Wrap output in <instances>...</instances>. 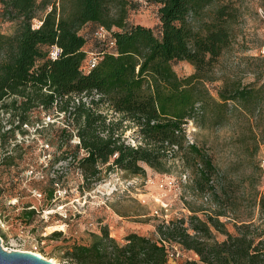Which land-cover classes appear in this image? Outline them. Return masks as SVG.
Returning a JSON list of instances; mask_svg holds the SVG:
<instances>
[{"label":"trees","instance_id":"1","mask_svg":"<svg viewBox=\"0 0 264 264\" xmlns=\"http://www.w3.org/2000/svg\"><path fill=\"white\" fill-rule=\"evenodd\" d=\"M147 1L159 4L157 32L128 22L129 0H0L1 18L14 22L11 33L0 32L1 107L18 116V127L34 109L63 114L74 129L60 130L77 139L69 161L87 185L100 178L103 165L133 175L145 172L142 163L165 171L170 151L183 145L188 120L222 123L229 100L255 94L253 88L238 86L219 90L215 98L205 86L213 62L231 42L233 8L220 6L214 17L203 19L215 0ZM197 18L200 25L195 26ZM88 23L96 25L95 38L108 40L106 47L84 49L86 36L80 30ZM54 47L58 50L51 57ZM91 52L97 60L85 68ZM176 60L190 62L194 71L179 76L172 66ZM101 102L111 113L100 108ZM129 128L138 144L126 142ZM185 147L199 157V189L209 187L221 205L210 157L192 142ZM54 191L49 188L48 199ZM259 204L264 212V192ZM26 213L32 216L34 210ZM221 214L163 219L155 227L157 238L133 231L118 241L102 226L91 244H73L62 257L70 264H171L173 242L197 255L177 264H264V218L257 223L250 216L230 232ZM213 230L225 237L217 240Z\"/></svg>","mask_w":264,"mask_h":264},{"label":"rangeland","instance_id":"2","mask_svg":"<svg viewBox=\"0 0 264 264\" xmlns=\"http://www.w3.org/2000/svg\"><path fill=\"white\" fill-rule=\"evenodd\" d=\"M53 1L57 0H48ZM129 1L128 22L150 26L157 32L159 4ZM223 5L235 12L230 23L231 42L213 62L205 86L215 98L219 90L238 86L253 88L255 94L247 100H229L222 123H215L212 118L201 119L200 125L188 120L183 145L170 151L165 171L142 163L145 172L133 175L103 165L100 178L87 185L69 161L68 152L77 139L74 134L67 138L66 132L60 130L65 126L74 129L63 114L54 109H34L29 121L18 127V116L0 103L3 248L28 250L58 264H70L62 257L63 252L73 244H91L102 226L107 227L110 236L122 241L124 235L133 231L157 238L155 227L159 222L189 214L204 218L205 214L224 212L219 220L230 232H235V226L250 216L257 223L263 220L259 203L264 165V0H215L206 8L203 19L214 17ZM194 25H200V18ZM95 26L88 23L80 30L86 36V50L96 51L108 43L107 39L102 42L92 35ZM13 28L14 22L0 16V32L11 33ZM104 32L99 29L98 34L104 36ZM172 66L179 76L194 71L186 60H176ZM99 106L111 113L105 103ZM124 138L130 144L139 143L133 128L125 130ZM191 142L214 165L212 178L219 182L221 205L214 202L209 187L204 191L198 187L200 160L185 147ZM51 187L55 188L54 196L48 199ZM29 209L34 210L32 216L26 213ZM53 230L60 234L51 236ZM213 234L217 240L225 237L215 230ZM170 251L174 254L171 264L197 258L193 251L173 242Z\"/></svg>","mask_w":264,"mask_h":264},{"label":"water","instance_id":"3","mask_svg":"<svg viewBox=\"0 0 264 264\" xmlns=\"http://www.w3.org/2000/svg\"><path fill=\"white\" fill-rule=\"evenodd\" d=\"M0 264H58L50 259L44 258L38 253L19 250L6 249L0 244Z\"/></svg>","mask_w":264,"mask_h":264},{"label":"built area","instance_id":"4","mask_svg":"<svg viewBox=\"0 0 264 264\" xmlns=\"http://www.w3.org/2000/svg\"><path fill=\"white\" fill-rule=\"evenodd\" d=\"M57 50L58 49L54 47L50 52V56L54 57ZM96 60H97L96 55L91 52L88 60L86 61V63L84 64L83 67H85V68L92 67L95 64ZM46 118L49 120L50 115L48 114ZM260 188H261V191L264 192V165H263V169H262V178H261V182H260ZM173 258H174V254L172 252L169 253V259L172 261Z\"/></svg>","mask_w":264,"mask_h":264}]
</instances>
